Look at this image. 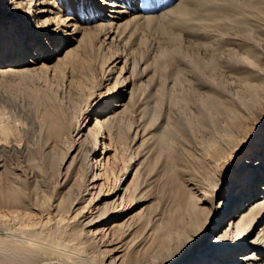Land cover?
Here are the masks:
<instances>
[{
  "label": "bare ground",
  "instance_id": "6f19581e",
  "mask_svg": "<svg viewBox=\"0 0 264 264\" xmlns=\"http://www.w3.org/2000/svg\"><path fill=\"white\" fill-rule=\"evenodd\" d=\"M74 3L75 8L71 6ZM161 5L162 8L157 9ZM53 9L55 10L54 15ZM107 9L110 14L105 13ZM155 9L156 11L152 12ZM79 10L82 11L79 12ZM63 11L70 15L68 19L62 16ZM43 15L46 16L43 17ZM33 17H36V23L27 27L25 22H32ZM252 18L257 21L261 20L259 26L260 30H263L264 0H0V85L11 75L43 71L48 75L62 76L71 89H73L72 86L77 89L79 86L84 88L81 83L85 80L88 82V79L89 81L98 79L94 74L95 67L87 68V58L90 48L95 43H99V35L103 34L106 39H111V42L124 46L126 39L132 38L135 30L141 26L152 27L166 35L171 42L168 47L171 46V48H166L167 50L162 52L158 59V68L154 69L151 74L154 75V79L156 77L153 81L155 90L153 92L148 90L146 94H143L145 96H142L145 99L142 103L146 104L144 106L146 108L141 112L143 114L140 115V121L137 120L142 123L139 126L140 129L136 124L134 126L136 122L133 120L136 112L142 110L139 109L142 100L135 98L138 96L135 94L137 88L130 91L129 99L126 101L127 97L124 98V95L127 94L129 85L122 76H117L113 87L108 89L107 95L99 92L97 96V93L92 91L88 94L84 93L82 102L88 108L81 109L77 115L71 116L67 109L55 101L54 103L53 97L50 96L51 100L46 102L43 113L46 143L47 145L52 142L72 144L73 137L79 136L80 144L84 141L83 143L86 142L88 148L92 147V150L86 151L87 158H89L92 154H99L101 149V156L107 153V147L102 141L106 132L113 143L118 142L116 144L125 141L126 136L131 134L128 144L131 141V145H136L141 138V143L137 145L141 151L135 158L133 180L139 173L146 178L154 170L152 166L147 165L149 154L154 151L153 148L157 142L160 143L157 144L158 147L161 145L162 148L156 149L160 151L163 149L165 146L163 140L169 135V123L172 122L174 125L176 122L171 112L163 115V118L166 116L165 121L161 118L163 123L158 121L159 112L155 109L156 107L154 108L155 104L153 105L152 100L156 97V103L163 104L164 100L165 102L167 100L168 103H166L169 106L174 107L175 104L176 106L182 105V107L188 106L189 101L186 98L188 94L187 92L186 95L184 94L186 89L184 90L185 85L181 82H191L189 74L198 77L199 72L202 74L207 68L216 70V67L213 68L214 63L220 62L222 66L229 67L236 73L237 77L243 81L246 91L245 101L239 104L227 95L218 94L213 90L207 91V89L204 93L202 90V96H205L203 97L204 104L201 102L203 109L207 113L210 112L208 113L210 115L226 113V118H228L226 126L221 128V130L224 129V133L222 136H213L216 139H213L212 144L208 143L210 146H207L206 152L212 163L220 164L223 170L227 164L231 165L235 162L241 151L251 143L256 130L264 124V44H261V39L254 35V27L251 25ZM66 19L75 22L84 21L86 29L82 31L74 22L72 36L76 37L80 32L82 36L79 39L70 37L69 40L74 43L58 55L54 64L48 63L51 60V53L55 49L59 53L65 41L68 40V38L65 40L61 38L63 29L59 24L60 21L65 22ZM55 23H57V28L52 29L51 26ZM64 26L66 28L68 24ZM31 27L32 30H30ZM180 31L186 33L180 34ZM233 34H242L246 41L244 49L243 47L240 49L244 50L242 53L228 48L227 53L217 58L214 55L212 56L214 59L203 62L200 57L196 58L198 54L194 55L192 49L191 55H188L186 51L188 48L184 50L186 45L183 47L185 42L194 49L202 48L203 51L215 53L216 50L224 48L222 46L227 40L230 41ZM134 35L137 34L134 33ZM31 52L33 55L29 57ZM123 53L126 54V51L123 50L122 55ZM39 57L42 59L40 60ZM115 57H109L100 62L101 74L110 82L116 72L117 64L111 66ZM117 59H120L119 55ZM165 59L171 60L175 66L168 68ZM127 64L128 61L125 59L124 65ZM132 64L135 66L134 62ZM133 73L132 70V76H134ZM147 75V71H142L133 78L143 79ZM170 80H173V85L169 86V89L173 92H169V98L166 99V84ZM199 82L201 87L202 81ZM199 82H197L198 85ZM101 84L98 82V85L101 86ZM118 84H121V87L128 86L120 91ZM141 84L143 87L144 82ZM82 88L80 90H83ZM85 88L87 91L86 86ZM81 92L79 91L80 94ZM195 93L192 94L195 95ZM107 96L115 100L106 114L101 115V118L97 116L94 126L90 127L91 119L93 120L90 115L93 111L102 114L104 107L102 110L99 109L102 107V102L107 100ZM81 97L78 95L79 99ZM96 97L98 100L95 101ZM199 98L202 97L199 96ZM189 100L191 103L190 97ZM198 100L197 98L196 101ZM69 101L74 102L71 99ZM196 101L193 103H197ZM150 105L154 109L150 108ZM172 106L169 107L170 111L173 110ZM148 107L152 111L147 109ZM149 113L151 116L148 115L150 118L146 119ZM126 123L133 125L131 129L129 128L130 130L128 129L129 132L132 130L131 133L123 128L127 127ZM214 124L213 128H215ZM6 132H8L6 128L0 131V163L3 162V156H9L16 149L15 140L9 139V133L5 136ZM3 133L4 135H1ZM125 137L126 139L123 140ZM258 143L254 150L248 152V159L240 164L234 182L225 178V172L222 170L217 171L219 177L217 179L213 177V179L212 171L210 173V169L208 170L210 163L207 164V162H204L200 168L198 167L196 172L189 174L185 170L186 160H183L185 161L183 163L181 155L175 157L176 153L173 161L175 163L177 161L181 168L171 174V181L177 193L175 206L172 211L166 213V217L161 210L154 211L153 215H145L144 212L148 205L140 207L134 215L125 213L127 202L132 206L131 208H136L153 199L151 189L148 187L153 180L150 176L152 179L150 182L144 180L143 183L135 182L133 188L129 186L121 188V182L127 179L129 173L124 174L118 179L119 183L116 184L113 193L107 195L102 193L101 197L94 199L85 198L86 195L92 194L90 190L104 186V182H99L104 178L97 173L98 170H104V167H98V160H96L97 164L86 163L83 176L88 184H83L79 199L74 200L73 198L72 200L66 194H64L67 196L66 199L63 196L57 198L52 207L54 215L59 216L58 218L53 217L51 220H46L47 222L43 223L42 227L39 226L40 224L37 225L38 223L23 226L20 223L22 218H18L20 215L18 211L8 212V215L0 214V264H82V260L87 264H264V223L260 228L256 227L264 219V133L260 135ZM184 147L182 151L188 152V149ZM79 149L80 147L78 152ZM159 150H157L158 153H160ZM77 153L72 156L65 168V175L61 176L63 179L61 183L68 187V191L72 187L70 182L75 183L78 180L82 167ZM102 162L99 164L102 165ZM93 173L94 176L89 179ZM15 179H0V208L10 207L11 209L12 207L21 210L28 208L31 204L27 200L23 186ZM229 182L232 184L230 183V187L226 188ZM218 196H221V199L218 206H215L214 201ZM81 199L80 205L87 202L85 205L91 207L90 213L82 215L83 218L75 224H72L70 219H67L69 221L64 220L67 213H75L72 206L80 203ZM77 214L79 213H75V216ZM137 214L142 216H135ZM229 216L226 226L211 238L214 230L220 227ZM95 250L101 257L93 255Z\"/></svg>",
  "mask_w": 264,
  "mask_h": 264
},
{
  "label": "rangeland",
  "instance_id": "374dc122",
  "mask_svg": "<svg viewBox=\"0 0 264 264\" xmlns=\"http://www.w3.org/2000/svg\"><path fill=\"white\" fill-rule=\"evenodd\" d=\"M73 1H77V0H73ZM71 6L73 8H75L76 4L74 3ZM59 7H60V5H59ZM161 8H162V5L160 7L158 6L157 9H161ZM80 11H82V10H79V12ZM155 11H156V9L153 10L152 12H155ZM54 12H55V10L53 9V15H54ZM105 13L110 14L108 9L105 10ZM53 15H52V17H53ZM45 16L46 15H43V17H45ZM62 16H64V18L68 19V16H70V15H67V12L63 11ZM84 18H85V16H84ZM35 19H36V17H33L32 22L26 21L25 22L26 26L27 27L29 25L32 26V24L36 23ZM67 19L65 22L63 20L60 21L59 24L61 25V27L63 29V34H62L61 38L64 40L66 38H68V40L65 41V44H63L59 53L56 51V49L51 53V60L48 63L51 62V64H54L57 61L58 55H61L65 51L67 46H69L71 43H74V41L69 40L70 37L73 39L74 38L79 39L82 36V32L77 34L76 37L72 36L74 33L73 24L75 21H73V20L70 21ZM255 21H257V20L252 18L251 25H252V27H254V32H255L254 35L261 39V42H262L261 44H264V40H262V39H264V29L260 30V26H259L261 20L257 21L259 23L255 22ZM99 22H106V21H99ZM66 23L68 24V27L65 28L64 25ZM75 23H77V25L81 28L82 31H84L86 29V28H84V27H86L84 24V21L82 22L80 20V21H77ZM253 24H255L257 26L255 27V25H253ZM51 28L56 29L57 23L53 24V26H51ZM258 28H259V30H256ZM30 30H32V27L30 28ZM137 30H135V32H134L137 35L135 36L133 33V35L131 36L132 38H130V37L127 38L126 42L124 43V46L122 44L120 46V44H116L115 42L114 43L111 42V39H106V36L103 34L99 35V37H100L99 43L98 42H97V44L95 43V45H94L95 48H93L94 46L92 45L93 47L90 48V52L88 54L89 57L87 58L88 59L87 68L90 67L88 69H91V68L95 67L96 71L94 70V74H95V76H97L98 79L95 78L93 80L94 82L91 80L89 81V79H88V82L85 80L84 81L85 83L84 82L81 83V86L83 85L84 88L79 86L77 89V87L74 88L75 86H72L73 89H71V87L69 85H67L68 83H66V80H64V78L62 76H58V75L52 76L50 74L48 75V74H45L43 71H38V72L36 71L37 73L36 72L23 73V74H18L16 76L11 75V76H8L6 78V81L3 82L4 84L2 83L0 85V125H1L0 129L3 130V128H6V131L8 129V132L5 133V136L8 135L7 133H9V135H10V136L8 135L9 139L12 140L11 138H13L15 140V144H16V149L13 153H11L9 156H3V162H1L2 166L0 167V176H1L0 179L5 180V178H8V179L14 180L16 178L15 181H18V183L21 186H23L24 192L26 191L25 194L28 198L27 200L29 202H31V204L33 203L32 205L30 204L28 206V208L21 209V210H19L18 208H12V207H11V209H10V207L0 208V214L1 215H8L9 213H12V211H18V214H20V215H18V218H22V219H20L21 220L20 223L23 226H25L26 224L28 226L30 224L36 225L38 223L37 225L40 224L39 226L42 227L44 225L43 223L47 222L46 220H51V218L53 219V217H56L54 215V211H53L52 206L56 202L57 198L63 196V198L66 199V197H67L66 195H69V197H71L72 200H73V198H74V200L79 199V196H81L80 194H81L83 187H84L83 184H85V183L88 184L86 182V179H84V176H83V170H84L83 168H85L86 163H88L89 165H92L94 163L97 164L96 160H98V167H104V170H102V171L98 170L97 171V173L102 178H104L103 180L99 181V182H104V186H102L101 188H95L93 190H90V192L92 194L89 196L86 195L85 198L91 197L92 199H94V198L101 197L102 193L103 194L106 193V195L113 193L115 191L116 184L119 183L118 179L127 173H129V174L126 177L127 179L126 180L123 179V181L121 182V188H126L128 186H129V188H133V186H135V184L137 182L143 183L144 180L146 182H150L153 179L152 183L148 186L151 189L153 199H151V201H149V202H145L143 205L137 206L136 208H131L132 206L129 205V202H127V204H125V209H126L125 213H128V215L136 214V212L139 210V208L142 206H145V205H148L147 210L144 212L145 215H153L156 211L161 210L165 214V215L164 214L163 215L166 217V215L170 211L173 210V208L175 206V200H176L175 196H176L177 190L175 189V186H174L173 182L171 181V174L176 169L181 168L180 165L177 163V161H176V163H175V161H173V159L175 157H177V155L178 156L181 155V157L179 156L182 159L181 161L186 160V163H184L185 161H183V163L186 165L185 170H187L186 171L187 173L189 172V174H190V173L196 172L198 170V167L200 168V166L203 165L204 162L205 163L207 162V164L210 163L209 164L210 167L208 168V170L210 169L209 170L210 173L212 171L211 177L212 178L214 177L216 179L219 177V175H217V173H219L222 170V166L220 164L214 165V163H212V161H211L210 156L208 154H206V152H207V148L210 146L208 143L211 142L210 144H212L214 142V140L216 139L213 136L214 135L215 136H219V135L222 136V134L224 133V129L221 130V128L222 127L224 128L226 126L225 123L227 122L228 118H226L227 117L226 113L225 114L224 113H222V114L221 113H212L213 115L212 114L210 115V114H208L210 112L207 113L203 109V107H202L203 105H201V102H202V104H204L203 102H204L205 96H202L203 95L202 90H203V92L206 89H207V91L213 90L215 92H218V94L225 95V96L227 95L229 97L234 98V100L239 104L245 101L244 99L246 97V91H245V86H244L243 81H241V79H239L237 77L236 73L233 70L231 71V69L229 67L222 66L220 64V62H216V61H215L216 63H214V67H213L214 69L216 67V70H214L216 72H214L212 68H210L209 70L207 68L206 70H204V72L202 74H200V72H199V74H198L199 78L196 76L193 77V75L189 74V79L191 80V82L190 81H186L187 83L185 81L181 82V84L185 85L184 90L185 89L186 90H185L184 94L186 95V92L188 94V95H186L187 96L186 98H188V101H189V103L187 104L188 106L182 107V105L176 106V104H175L173 107L171 105L173 107L172 108L173 110L170 111L171 108H169V107H171V106H169L167 104L168 103L167 100H166L167 103L164 100L163 104H161V102L156 103L157 102L156 97H154V99L152 100L153 105L154 104L156 105V106L154 105V108L156 107L155 109H157V111L159 112L158 116H157L158 121L163 123V121H165V118H166V116H165V118H163L164 117L163 115H166L167 112L168 113L171 112V116L174 119L176 118L175 119L176 122H174V125L172 122L169 123L170 124V127L168 126L169 135L167 136V138H165L163 140V142L165 141L164 142L165 146L163 144V146H164L163 149H161V151L159 149H156V148H162L161 145H160V147H158V145L160 143L157 142L156 145H154V147H155V148H153L154 151H152V153L149 154V157L147 159V165H149V167L152 166L154 168V170H152V173H150L146 178L144 175H141L139 173V175L135 176V178H136V179L134 178L135 181L133 180L134 172H135V169H133L135 166V158L138 157V155L140 154L138 152L141 151L140 148L138 149L137 145H139L141 143V138L137 141L136 145H131L132 144L131 141L128 144V141L131 140L130 139L131 134L129 136L125 135L128 140L126 139V137L123 138V140L126 139L125 140L126 142L121 140L122 142H119V144H116L118 142L113 143L111 138L109 137L108 133L106 132V134L103 135L104 138L102 139V141H103V143H105V147H107L106 148L107 153L103 154L101 156V153H102V149H101L99 154H96V155L92 154L89 156V158H87L88 156H87L86 151H88V149L92 150V147L88 148L87 147L88 145L86 144V142L83 143L84 141H82V143L80 144V139L78 141L79 136L73 137L74 143L72 142V144L74 146L72 144H69V143H67V144L63 143L64 144L63 145L61 143H53V142L47 145V143H46L47 141L45 139V133H44L46 126L44 124L43 113L45 111L44 108H46V105H47L46 102L51 100L50 96L53 97L52 98L53 102L55 101V102L59 103L60 105H62L65 109H67L68 113H70L71 116L77 115V114H79L81 109L84 110L86 107V104L84 105L83 104L84 102H82L85 94H88L90 91H92V92H96L97 96H98L99 92H102L103 94L107 95L108 89L110 87H113V83L116 80L117 76H122L123 79L126 80V83H128V85H129V86L127 85L128 88H127V86L121 87V84H118V86H117L118 88H120V91L127 88V90H128L127 94L124 95V98L127 97L126 101L129 99L130 91L131 90L134 91L137 88V92H135V94H138V96H135V98L137 100H139V99L142 100V101H140L141 104L139 105L140 106L139 109H142V110L137 111L136 114L133 116V120L136 123L132 122L133 120H131V123L132 124L134 123V126L136 124L137 127L140 129L139 126L142 123H140L138 121H140L139 119L143 114L141 112L143 111L144 108H146V107H144L146 104L142 103L145 100L142 96H145L143 94H146L147 93L146 91H148V90H149V92H150V90H151V92H153L155 90L156 87H154L155 83L153 81L156 79V77L154 79V75H151V74H152L154 69L158 68L157 67L158 59L160 58L162 52L164 50L171 48V46L168 47V45H171L170 44L171 42L169 39H167V37H166V35H164V33H162L159 30L153 29L152 27L141 26ZM181 33L185 34L186 32L180 31V34ZM184 37H185V35H184ZM229 40H230L229 42L227 40L228 43L225 42V44L227 43L226 45L224 44V46H222L224 48L216 50L215 53H212V51L211 52L210 51H203V50H201L202 48H195L194 49L190 46L189 43H185V42L183 43V47L186 45L185 46L186 48L184 47V50H186L187 48H188V50H190L189 51L190 53L188 52V50H186L188 55L189 54L191 55L192 52L194 53V55L198 54L196 56V58L200 57V59L203 62L214 59L212 57L214 55L217 58L218 56L222 55L223 53H227L228 48L234 49L238 53H242L244 51V50H240L246 42L244 40L242 34H239V35L233 34ZM168 41H169V43H168ZM240 41H242V42H240ZM58 43L60 44V41H58ZM100 44H101V46H100ZM187 46H190V47H187ZM191 49H192V52H191ZM242 49H244V47ZM123 50L126 51V54L123 53L124 55H122ZM197 50L200 53H196V52H198ZM32 55H33V53L31 52V54H29V57H32ZM118 55L120 58L119 60L117 59ZM113 56L114 57L116 56V57L113 58L114 63L111 66H113L115 64H117V66H116V70H115L116 72H115L114 78L110 82V81H107L106 78H104L103 75L101 74L102 71H101L100 62L103 59L113 57ZM39 59L41 60L42 58L39 57ZM125 59L128 61L127 65H124ZM189 59L191 60V58H189ZM164 61H165L166 66L167 67L169 66L168 68H172L173 67L172 65L175 64V63L173 64V62H171V60H169V59H165ZM133 62L135 64V66H132ZM133 68H135V69H133ZM132 70L134 71V73H133L134 76L131 75ZM142 71H147L148 75L144 76L143 79L142 78L141 79H137V78L134 79L133 78V77H135L136 74H138L139 72H142ZM235 78H237L236 79L237 81L235 80ZM97 80H99V81H97ZM200 80L202 81L201 87H200V82H199ZM98 82L102 83L101 86L98 85ZM132 82H133L134 86L132 85ZM134 82H135V84H134ZM142 82H144L143 87L141 86ZM197 82H199V85L197 84ZM171 85H173V80L167 81L166 99L169 98V92H173V91H171V89H169L170 87H172ZM85 86L87 87V91H86ZM88 87H89V89H88ZM178 87L180 89V86H178ZM81 88L84 91L80 90ZM139 88H141V89H139ZM145 88H146V90H145ZM173 88H172V90H173ZM174 89L179 90L178 88H174ZM79 91L80 92L83 91V92H81V94H80ZM195 91H197L196 93L199 94L198 97L196 96L197 94L195 93ZM192 93H195V95ZM78 95L82 96L80 98L82 100H80L78 98ZM190 95L195 96L196 98L192 97ZM43 96H44V98H43ZM199 96H201L202 98L204 97V98L203 99L199 98ZM47 97H48V100H47ZM189 97L191 99V103H190ZM45 98H46V100H45ZM109 98L110 97L107 96V100L105 102L104 101L102 102V107L99 109V110H102V108L104 107L102 114H97L93 111L94 114L92 113V115H90L91 118H93V120L91 119V122L89 124L90 127L94 126L95 118L97 116H99V118H101L102 117L101 115L106 114V112L108 111V108H110L111 103L115 100V98L114 99H111V98L109 99ZM197 98L199 99L198 101H196ZM56 99H58V100H56ZM70 99H71V101H74V102H70L69 101ZM94 100L95 101L98 100V97H96ZM195 101L197 103H193ZM198 103H199V105H198ZM103 104H104V106H103ZM157 104H158V106H157ZM193 104H196V105H193ZM151 105L149 107L153 108V107H151ZM149 107L147 109L152 111V109H150ZM177 107H178V109H177ZM86 108H88V107H86ZM160 108L163 109L164 111L162 110L163 111L162 112ZM181 111H182V114H180ZM138 112H140V113H138ZM172 113H173V115H172ZM148 115L151 116L150 113L147 114L145 117L146 119L150 118ZM161 118L164 120L162 121ZM214 122H215V124H214ZM131 123L129 125H127L128 123H126L125 125H127V127L124 125L125 127H123V128L126 129V131H128V129L129 128L131 129L133 126ZM164 124H166V122H164ZM213 124L215 125L214 126L215 128H213ZM172 125H173V127L171 128ZM128 126H130V127H128ZM2 130H0V131H2ZM131 131L130 132L128 131V132L131 133ZM84 132H86V131H84ZM262 133H264V124H262V127H259L256 130V132L252 136L251 143L248 144V146L245 149H243V151H241V153L238 155L235 162L231 165L227 164V166H225V168L222 170L225 172L224 173L225 178H228V180H232V182L235 181V179H236L235 174L238 171L240 164L244 160L248 159V154H249L248 152H250V150H254V148H256V146L259 144L258 142L260 139V135ZM1 135H4V133ZM168 138H170L171 140ZM166 141L169 144H167ZM76 142H77V144H76ZM84 144H86V145H84ZM79 145H81V146H79ZM79 147H80V149L78 152ZM82 147H84V149ZM183 147H184V149H188V152L182 151ZM157 150H159L160 153H158ZM189 151H191V152H189ZM153 152H154V154H153ZM76 153L78 155V159H79L80 163L82 162V164H81L82 167H81V170L79 171V174H78V180H76L75 183H73L72 181L70 182V184L72 183L73 188L71 187L70 190L68 191L67 190L68 187L63 186L61 183L63 180V179H61L62 178L61 176H63V174L65 175V173H66L65 168L68 166V163L70 162L72 156ZM186 153H188V154H186ZM175 154H176V156H175ZM190 154H192V155L189 156ZM205 154H206V156H205ZM202 155H203V157H202ZM207 155H208V159H207ZM193 156H194V158H193ZM102 158H103V160H102ZM156 158H157V160H154ZM198 159H201L200 160L201 162ZM101 161H103L102 165L99 164ZM50 162H53V163H50ZM193 163H194V166H192ZM177 164L179 167L177 166ZM195 164H196V166H195ZM175 166H177V167H175ZM213 166L215 167L214 169H213ZM5 167L7 169H5ZM173 167H175V168H173ZM205 167H206V165H205ZM219 167H221V169H218ZM53 168H54V170H53ZM7 170H8V172H7ZM185 170H184V172H185ZM217 171H219V172H217ZM95 172H96V169H95ZM93 176H94V173H93V175H91L89 177V179H92ZM149 176L152 177V179H150ZM232 182L227 183L226 188L230 187V183L232 184ZM74 185H77V186H74ZM76 187L78 189H76ZM71 189H73V190H71ZM61 193H63V194H61ZM64 194H66V195L64 196ZM220 199H221V196H218L217 200L214 201L215 206H218ZM79 202L80 203H77L75 206L74 205L72 206V210H74L75 213H79V214H77L75 216V213H73V214L67 213L70 217L66 214L65 215L66 218H64V220L70 219V222L72 221V224H75V222H77L80 218H83L82 215H85V214L87 215V213L88 214L90 213L91 207L85 205L87 202H84L82 205H80L82 202V199ZM80 210L82 212L84 211L83 212L84 214ZM135 216L138 217V216H142V215L137 214ZM49 217H50V219H48ZM58 217H56V218H58ZM229 218H230V216L225 219L224 223L221 224L220 227H218L216 230H214L211 238L214 235H216L217 233H219L223 229L224 226H226L227 220ZM67 221H69V220H67ZM263 223H264V219L261 220L257 224L256 227L260 228V226ZM209 240H210V238H209ZM93 255H98L97 257H101V255L98 252H96V250L93 251ZM83 263L87 264V263H85V261L82 260V264Z\"/></svg>",
  "mask_w": 264,
  "mask_h": 264
}]
</instances>
